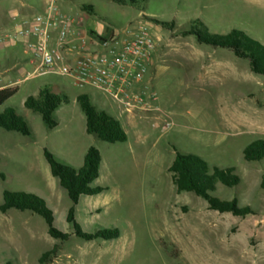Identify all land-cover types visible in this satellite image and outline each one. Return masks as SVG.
I'll return each mask as SVG.
<instances>
[{"label": "rangeland", "instance_id": "1", "mask_svg": "<svg viewBox=\"0 0 264 264\" xmlns=\"http://www.w3.org/2000/svg\"><path fill=\"white\" fill-rule=\"evenodd\" d=\"M56 4L76 24L99 30L103 37L124 39L138 36L141 26L147 29L156 52L142 90L146 95L154 91L156 101L127 117L95 88L79 87L70 78L44 74L25 79L35 65L16 44L13 50L24 60L25 71L4 72L12 68L9 64L0 69L3 85L17 82V92L0 112L13 108L32 135L0 129V205L5 190L35 194L52 211L54 227L69 233L66 215L73 204L50 175L43 149L78 168L94 147L102 163L91 186L106 191L80 197L75 220L84 232L117 228L120 235L111 241L71 237L61 243L48 235L40 216L12 209L0 212V264H39L54 245L58 251L46 264H264V160L243 159L247 145L264 140V77L227 50L179 35L199 20L211 34L234 29L264 46V0H140L135 7L110 0ZM81 5L92 6L93 14L82 12ZM161 23H173L172 29ZM44 86L69 99L53 114L57 127L52 130L24 107L26 98ZM82 94L120 121L125 143L108 144L85 133L76 103ZM175 152L198 156L211 168H234L240 183L233 188L218 183L210 195L234 200L251 214L221 213L193 193L176 194L167 171Z\"/></svg>", "mask_w": 264, "mask_h": 264}, {"label": "trees", "instance_id": "2", "mask_svg": "<svg viewBox=\"0 0 264 264\" xmlns=\"http://www.w3.org/2000/svg\"><path fill=\"white\" fill-rule=\"evenodd\" d=\"M140 0H110L119 6L135 7ZM145 1V0H141ZM81 11L93 14V8L89 5H81ZM162 26L172 29L173 23H161ZM93 34V33H92ZM180 36H193L198 44L209 46L213 49H224L231 52L236 58L248 62L253 74L264 77V46L238 30H231L227 34H211L199 20L191 22V27L183 31ZM17 92V87L0 89V107ZM85 119V131L87 135L94 136L98 140L117 144L127 141V134L120 121L103 109L95 106L88 95L82 94L76 97ZM66 95L56 93L47 86L42 87L35 96H30L24 101V107L41 117L44 125L52 130L57 127L53 114L62 106L68 105ZM0 129L6 132H16L25 137H31V131L25 119L18 115L13 108H5L0 112ZM44 158L49 166L50 175L57 179L59 186L65 190L73 206L66 215V223L70 226V232L64 233L54 227L52 211L46 206L45 201L35 194L28 192L3 191V203L0 212L5 214L9 210L20 212L30 211L40 216L46 223L48 235L59 242H66L71 237L92 242L98 239L104 241L116 240L120 232L117 228L99 229L93 233L84 232L75 220V206L80 197L96 196L106 191L105 188L92 187L91 185L99 177V169L102 163L101 155L94 147H89L83 158V163L78 168H73L59 162L47 149H43ZM244 161L260 162L264 160V140H256L247 145L243 150ZM172 185L176 194L193 193L203 199L210 210L231 213L234 216H246L251 214L247 207H238L234 200L222 201L210 195L215 191L216 184L227 188H233L240 183L234 168L220 169L209 167L208 164L192 154H180L175 152L174 160L168 168ZM3 179V176L0 175ZM264 189V177L261 183ZM58 251V245H54L50 251L45 252L39 258V264L50 263Z\"/></svg>", "mask_w": 264, "mask_h": 264}, {"label": "built area", "instance_id": "3", "mask_svg": "<svg viewBox=\"0 0 264 264\" xmlns=\"http://www.w3.org/2000/svg\"><path fill=\"white\" fill-rule=\"evenodd\" d=\"M12 27L14 34L0 36V43L22 40L35 65L27 77L53 74L79 87H93L127 117L156 101L154 91L146 95L142 90L156 52V42L144 27L138 36L124 39L82 33L59 11L56 0H48L45 13L31 20L13 18Z\"/></svg>", "mask_w": 264, "mask_h": 264}, {"label": "crops", "instance_id": "4", "mask_svg": "<svg viewBox=\"0 0 264 264\" xmlns=\"http://www.w3.org/2000/svg\"><path fill=\"white\" fill-rule=\"evenodd\" d=\"M47 5L48 0H0V36L9 37L14 34V29L12 27L13 18L18 20H31L36 15L44 14ZM82 20L83 19H81V21ZM77 24L79 25L80 32L93 33L96 36L103 37L101 31H89L86 28H83L81 22ZM18 43L23 47V42L21 39L9 40L7 38V41L0 43V51L4 52V59L0 60V69L4 68L7 64L12 65L10 70L6 69L4 72L17 70V73L22 74L25 71L24 60L21 59L16 50H13ZM24 54L26 55L25 52ZM30 63L32 64L31 59L29 60V64ZM4 72L2 70L0 71V89L14 87L17 82H12L11 84L6 85L2 84L1 75ZM26 78L28 77H25V79Z\"/></svg>", "mask_w": 264, "mask_h": 264}]
</instances>
